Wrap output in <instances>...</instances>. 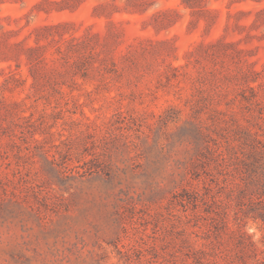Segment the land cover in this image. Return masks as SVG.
<instances>
[{
    "label": "rangeland",
    "instance_id": "374dc122",
    "mask_svg": "<svg viewBox=\"0 0 264 264\" xmlns=\"http://www.w3.org/2000/svg\"><path fill=\"white\" fill-rule=\"evenodd\" d=\"M254 135L264 0H0V264H242Z\"/></svg>",
    "mask_w": 264,
    "mask_h": 264
},
{
    "label": "trees",
    "instance_id": "16d2710c",
    "mask_svg": "<svg viewBox=\"0 0 264 264\" xmlns=\"http://www.w3.org/2000/svg\"><path fill=\"white\" fill-rule=\"evenodd\" d=\"M178 69L179 67L174 68L176 72H179ZM14 115L17 116L18 119L20 118L17 114L14 113ZM22 119H28V118H22ZM28 121L30 122V120ZM244 146L245 148H247V152L243 153L244 156H246L247 161H244L245 163H243V165H245L247 168L248 176L246 181L244 182L245 189L241 190L240 194L241 196L244 197L247 196V194L250 191L254 194V197L260 199V201H263L264 200V142H262L260 139H258L257 136L254 135L250 143H245ZM210 153L213 154L212 156L217 162V165L221 167L224 162L223 160L225 159L223 157V153L217 152V150L214 152L213 150H211ZM194 194L196 201L198 194L196 192H194ZM258 216L261 217L262 220H264L263 215L259 213ZM223 231H226L224 226L221 232ZM217 232L219 233V231ZM237 237L238 238L240 237L242 239L239 240L238 243L239 249L243 253V256L246 255L245 257L242 258V264H248L249 260L252 261V264H264V244L262 250H259L255 246V244L252 241H250L249 238H245L247 239L246 242L243 241V237H244L243 233H238ZM187 248L189 249L187 250L186 253H184V255L188 260L191 259L193 264H211V261L209 259L211 255H209L208 251H206L204 247L197 248V247H193L192 245L189 246L187 245ZM248 249L250 251V254H247L246 252V250Z\"/></svg>",
    "mask_w": 264,
    "mask_h": 264
}]
</instances>
